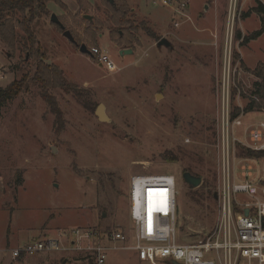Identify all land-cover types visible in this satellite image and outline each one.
Wrapping results in <instances>:
<instances>
[{
    "label": "rangeland",
    "instance_id": "rangeland-1",
    "mask_svg": "<svg viewBox=\"0 0 264 264\" xmlns=\"http://www.w3.org/2000/svg\"><path fill=\"white\" fill-rule=\"evenodd\" d=\"M61 1L66 9L50 1L48 14L36 12L31 25L34 51L27 50L16 22V49L0 38V88L27 78L17 97L0 105V264H37L43 258L48 260L43 264H66L65 258L68 264H94L91 254L72 249L77 229L121 230L131 245L130 185L134 177L146 175L176 177L178 242L207 239L221 220L222 81L228 85L230 77L232 108L241 110L244 121L236 129L237 182L244 180L240 168L247 159L241 148L256 151L248 134L253 125L264 122V112L245 109L257 80L248 70L264 63V34L246 38L263 28L262 17L253 9L264 0H171L172 7L159 0H127L131 18L140 26L131 34V46L112 38L105 0H86L89 7L84 10L76 1ZM184 3L188 7L182 14ZM52 14L77 44L51 21ZM162 38L172 48L158 47ZM82 45L101 48L117 70L108 71L81 53ZM122 50L134 54L121 55ZM41 61L58 66L79 88L76 93L49 89L62 112L59 128L41 86L33 81ZM101 104L110 122L98 119ZM250 165L251 180L264 187V159ZM186 172L201 177L202 184H186ZM238 199L247 200L245 195ZM34 238L60 240L65 249L13 257V249ZM94 242L83 239L80 246ZM107 264L148 263L134 251L118 249L109 253Z\"/></svg>",
    "mask_w": 264,
    "mask_h": 264
},
{
    "label": "built area",
    "instance_id": "built-area-1",
    "mask_svg": "<svg viewBox=\"0 0 264 264\" xmlns=\"http://www.w3.org/2000/svg\"><path fill=\"white\" fill-rule=\"evenodd\" d=\"M172 7L173 1L159 0ZM182 14L188 7L181 5ZM176 25H178L176 23ZM105 69L114 72L117 65L101 48L89 49ZM230 76V75H229ZM222 81L221 116L219 119L218 149L221 158L223 186L220 190L221 220L219 227L207 239L196 244H181L177 240V183L170 175H146L132 179L129 201L134 226L133 243L121 230L93 232L74 230L72 249L86 251L94 264H107L109 253L118 249L134 251L141 262L148 264H264V187L253 182L251 159H242L243 181L237 182L236 147L240 143L236 129L244 126L243 116H232L233 84ZM219 96V97H220ZM256 151H264V122L253 125L248 134ZM238 195H245L240 201ZM249 214L245 215V210ZM64 234V233H63ZM83 239L95 242L83 248ZM122 245L118 248L117 245ZM60 240L36 239L12 250L18 259L26 255L49 254L63 251Z\"/></svg>",
    "mask_w": 264,
    "mask_h": 264
},
{
    "label": "trees",
    "instance_id": "trees-1",
    "mask_svg": "<svg viewBox=\"0 0 264 264\" xmlns=\"http://www.w3.org/2000/svg\"><path fill=\"white\" fill-rule=\"evenodd\" d=\"M50 1H54L56 4L62 5L65 9L67 8L61 0H0V38L2 42L9 49L15 50L18 43L16 29L18 26V28H20V30L24 34L22 41H26V43H28L29 45V48L27 50L30 52L34 51L35 35L33 33L31 25L36 18L37 11L48 14L46 3ZM74 1L78 3L81 10L89 7L86 3V0ZM114 1V6L107 1L105 2L110 9L112 24L114 26V28L111 29L110 34L112 35L113 39L117 40L119 45L122 46L125 44L131 46V34L137 33V31L140 30V26L132 20L131 8L129 7L127 0ZM81 10L79 13H82ZM253 11L262 17L263 28L246 38V41L257 39L264 34V4L258 2L257 7L254 8ZM17 14L19 15L17 17L18 19L14 20V17ZM15 22L17 26L15 25ZM144 27L145 26H142V29L146 30L149 36L155 37L152 30ZM90 39L94 43L95 34L91 33ZM93 59L96 60L95 58ZM248 71H250V73L254 77H256L257 80L253 84V89L249 97V103L245 109L247 112H264V63H258L254 70ZM26 80L27 78H24L21 81H15L5 89L0 88V105H6L8 102L15 99L21 93ZM33 81L41 86L42 97L49 105L51 111L56 115V123L57 127L59 128L62 121V112L58 107L54 97L48 94V91L52 88H60L67 93H76L79 90L78 86L70 83L65 78L62 70L58 66L54 64H47L44 61L38 63ZM240 112L241 110L239 108L233 110V118L238 117L240 115ZM241 150L242 155L245 156L244 158L251 160L264 159V151H254L249 148L243 147L241 148Z\"/></svg>",
    "mask_w": 264,
    "mask_h": 264
},
{
    "label": "water",
    "instance_id": "water-1",
    "mask_svg": "<svg viewBox=\"0 0 264 264\" xmlns=\"http://www.w3.org/2000/svg\"><path fill=\"white\" fill-rule=\"evenodd\" d=\"M107 2H109L111 5H115V1L114 0H106ZM86 19L91 20V16L86 15L85 16ZM51 21L58 25L64 32L63 35L73 44H77L74 37L72 36V34L70 33V31L65 30L64 25L62 24V22L60 21V19L55 15L52 14L51 16ZM158 47H166V48H172L171 43L166 39V38H162L158 43H157ZM80 52L86 55H90V51L87 48L86 45H82L80 47ZM121 55H132L134 54L133 50H122L120 51ZM96 115L98 116V119L104 122H110V118L108 117V115L106 114V107L104 105H99L97 110H96ZM183 180L185 181L186 184H188L191 187L197 188L202 184V178L195 176L193 174H191L190 172H186L183 174ZM249 214V210L246 209L245 210V215Z\"/></svg>",
    "mask_w": 264,
    "mask_h": 264
},
{
    "label": "crops",
    "instance_id": "crops-1",
    "mask_svg": "<svg viewBox=\"0 0 264 264\" xmlns=\"http://www.w3.org/2000/svg\"><path fill=\"white\" fill-rule=\"evenodd\" d=\"M74 1V0H73ZM34 240H36V238H34ZM32 241V240H31ZM28 242H30V241H28ZM18 247H20V246H18ZM17 247V248H18ZM16 249V248H15ZM14 250V249H13ZM50 254V253H49ZM64 262H66V264H68L69 263V260H68V258H65L64 259ZM43 263H48V260L46 259H40V260H38V263L37 264H43ZM65 264V263H64Z\"/></svg>",
    "mask_w": 264,
    "mask_h": 264
}]
</instances>
